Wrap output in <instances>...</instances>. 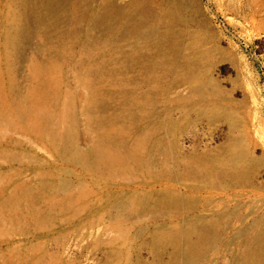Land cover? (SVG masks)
I'll list each match as a JSON object with an SVG mask.
<instances>
[{
  "label": "rangeland",
  "instance_id": "rangeland-1",
  "mask_svg": "<svg viewBox=\"0 0 264 264\" xmlns=\"http://www.w3.org/2000/svg\"><path fill=\"white\" fill-rule=\"evenodd\" d=\"M261 239L264 0H0V264H247Z\"/></svg>",
  "mask_w": 264,
  "mask_h": 264
},
{
  "label": "bare ground",
  "instance_id": "bare-ground-1",
  "mask_svg": "<svg viewBox=\"0 0 264 264\" xmlns=\"http://www.w3.org/2000/svg\"><path fill=\"white\" fill-rule=\"evenodd\" d=\"M105 7L109 12L114 11L116 14L119 12L118 8H114L111 2L106 3ZM119 9H121V7ZM176 14H177V10L174 7H170V8L165 10L166 16H176ZM89 97H90L89 101H90L91 105L94 107H97L100 103L99 96L96 94H92ZM101 143H102V141H101ZM104 164H105L106 168L116 167V165L112 159L104 160ZM263 261H264V239H261V241L255 242L251 246V248L249 249L248 255H247V264H260V263L262 264V263H264Z\"/></svg>",
  "mask_w": 264,
  "mask_h": 264
}]
</instances>
